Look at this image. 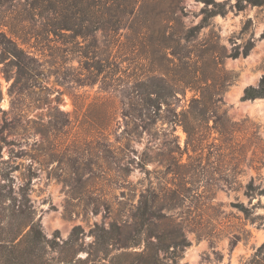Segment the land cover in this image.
<instances>
[{
  "label": "rangeland",
  "instance_id": "obj_1",
  "mask_svg": "<svg viewBox=\"0 0 264 264\" xmlns=\"http://www.w3.org/2000/svg\"><path fill=\"white\" fill-rule=\"evenodd\" d=\"M132 1L133 29L110 47L100 32L97 51L92 39L44 32L41 18L11 37L2 25L24 0H0V40L31 58L20 69L0 58V234L15 231L25 185L44 236L66 239L79 226L85 246L94 226L133 235L131 214L148 191L151 232L180 230L188 244L180 264H264V194H245L248 183L264 190V99H242L264 77V5L213 0L224 14L204 19L205 0ZM102 56L117 74L88 84L86 67ZM159 66L176 94L157 110L136 86Z\"/></svg>",
  "mask_w": 264,
  "mask_h": 264
},
{
  "label": "trees",
  "instance_id": "obj_2",
  "mask_svg": "<svg viewBox=\"0 0 264 264\" xmlns=\"http://www.w3.org/2000/svg\"><path fill=\"white\" fill-rule=\"evenodd\" d=\"M242 3L257 7L264 5V0H242ZM239 4L240 1L235 5L241 10ZM134 5L135 2L132 0H24V9L2 26L8 28L11 37H17V27L23 31L28 21L41 18L44 21L42 25L44 32L55 36L68 35L72 39H92V49L100 51V47L97 46V34L101 32L102 36H106L110 40L108 45L110 47L118 42L121 30L133 29ZM208 5H212L213 9L204 11V19L224 14L221 5L213 0H205V6ZM142 30L147 31V28L143 26ZM144 31L138 33L139 37L145 38ZM166 47L165 44L163 49H167ZM251 48L252 46L246 48L243 55L246 56ZM3 56L10 59L18 69L27 64V60H31L29 54L10 38L0 40V58ZM106 63L107 58L104 57L86 67L88 84L96 83L102 74L103 80L116 76L117 67L111 71ZM166 83L165 69L161 66L151 68L146 76L137 82L136 91L146 97L145 103L150 102L160 110L163 105L167 107L175 99L176 92L166 86ZM200 89L201 86L194 89L199 90V98L193 99L192 102L202 107L206 104V95L203 94V89ZM242 99H264V77L257 87H246ZM204 112L202 110L195 114L187 111L188 114L194 115V119L202 122L205 120ZM184 115L185 113L179 114ZM173 117L171 120L173 124L184 123L177 119V115L174 114ZM255 190L252 183H248L245 194L248 197L264 194V190L257 194ZM28 194L27 185L19 188V206L13 213L19 222L14 228L15 231L12 229L8 231V236L0 234V264H180L182 252L188 245L180 230L151 232L154 200L148 191L140 194L137 206L131 214L133 235H124L116 224L109 225L107 229L103 226H94L89 232L93 240L87 246L83 244L84 233L79 226L74 227L66 239H61L58 232L51 238H46L35 219ZM236 207L246 218L254 221L255 218H250L252 213L249 209L242 204ZM141 236L143 249L132 257L128 249L139 245L137 241ZM262 250L264 244L257 252ZM80 253H86V256L80 257Z\"/></svg>",
  "mask_w": 264,
  "mask_h": 264
}]
</instances>
